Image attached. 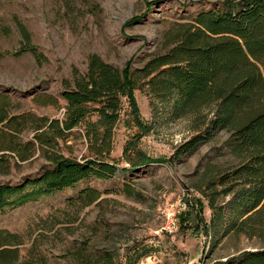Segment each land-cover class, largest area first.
<instances>
[{"label": "trees", "instance_id": "1", "mask_svg": "<svg viewBox=\"0 0 264 264\" xmlns=\"http://www.w3.org/2000/svg\"><path fill=\"white\" fill-rule=\"evenodd\" d=\"M17 28L24 37L22 45L11 52L0 50V58L29 51L40 61L43 54L30 43L25 26L17 22ZM7 29L0 28V33ZM164 48L135 70L130 62L119 68L90 54L85 71L75 69L72 78L63 81L61 118L19 111L11 95L0 91V177L33 160H41L42 168L17 182L0 181V211L89 177L104 179L120 169L162 162L137 146L140 133L149 129L138 118L132 94L142 88L152 108L165 110L173 119H189L193 132L168 161L193 153L220 131L228 134L222 147L231 160L226 165L207 162L195 184L210 210L208 221L202 223L186 199L185 209L176 214L179 228L201 229L213 244L227 236L255 238L262 244L259 248L216 264H264V0H222L220 8L200 10L165 32ZM124 99L128 120L141 132L125 146L128 166L119 168L111 151ZM32 100L59 106L58 98L49 93ZM77 140H83L87 150L80 158L73 155ZM99 196L98 190L85 188L77 200L90 204ZM21 243L16 234L0 230V264H16ZM148 251L130 245L120 256L112 248L90 251L82 246L72 253V264H136Z\"/></svg>", "mask_w": 264, "mask_h": 264}, {"label": "rangeland", "instance_id": "2", "mask_svg": "<svg viewBox=\"0 0 264 264\" xmlns=\"http://www.w3.org/2000/svg\"><path fill=\"white\" fill-rule=\"evenodd\" d=\"M150 1L155 2L150 5ZM221 5L222 0H0V28H8L0 33V50L11 52L22 45L24 37L17 28L20 22L30 43L43 54L40 61L29 51L0 58V91L11 95L19 111L61 118L63 81L70 80L75 69L84 72L90 54H98L119 68L130 62L133 70L138 69L165 50L164 34L172 26L200 10ZM40 93L56 96L59 106L34 103L33 96ZM132 94L138 118L149 129L141 132L130 123L124 99L111 158L119 168L127 167L125 146L141 132L138 148L162 162L120 169L104 179L89 177L0 211V230L22 240L16 264H72V253L82 246L90 251L112 248L121 256L130 245L149 250L136 264H216L262 245L243 235L220 238L213 244L205 231L193 232L178 224L172 232L155 233L164 222V209L179 212L185 209L186 199L201 222L208 221L210 210L195 184L207 162L226 165L231 160L222 147L228 134L220 131L193 153L168 161L192 134L189 119H173L165 110L152 108L145 89L136 88ZM74 144V156L87 153L83 140ZM41 169V160H33L0 181L17 182ZM85 188L98 190L99 198L90 204L79 203L78 194Z\"/></svg>", "mask_w": 264, "mask_h": 264}, {"label": "built area", "instance_id": "3", "mask_svg": "<svg viewBox=\"0 0 264 264\" xmlns=\"http://www.w3.org/2000/svg\"><path fill=\"white\" fill-rule=\"evenodd\" d=\"M177 212L175 210H172L169 207L164 209V211H163L164 222L155 230V233L159 234L162 232H166V233L172 232L176 228V224H177L176 214H177Z\"/></svg>", "mask_w": 264, "mask_h": 264}]
</instances>
